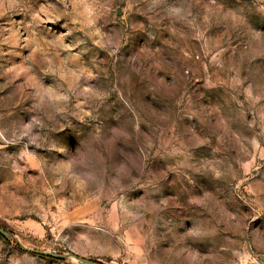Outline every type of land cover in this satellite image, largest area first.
Listing matches in <instances>:
<instances>
[{
    "label": "rangeland",
    "instance_id": "rangeland-1",
    "mask_svg": "<svg viewBox=\"0 0 264 264\" xmlns=\"http://www.w3.org/2000/svg\"><path fill=\"white\" fill-rule=\"evenodd\" d=\"M0 227L101 264H264V0H0ZM4 240L0 264H81Z\"/></svg>",
    "mask_w": 264,
    "mask_h": 264
},
{
    "label": "water",
    "instance_id": "water-1",
    "mask_svg": "<svg viewBox=\"0 0 264 264\" xmlns=\"http://www.w3.org/2000/svg\"><path fill=\"white\" fill-rule=\"evenodd\" d=\"M0 236L3 239H13L15 240L16 244L19 246V248L23 252H27L33 255H38L41 257H48L56 260H65L67 258L73 257L76 261H78L81 264H101L100 262L89 260L80 256H75L71 253H58L48 250H42V249H36L24 246L18 239H16L13 234L9 231L4 230L3 228H0Z\"/></svg>",
    "mask_w": 264,
    "mask_h": 264
},
{
    "label": "trees",
    "instance_id": "trees-1",
    "mask_svg": "<svg viewBox=\"0 0 264 264\" xmlns=\"http://www.w3.org/2000/svg\"><path fill=\"white\" fill-rule=\"evenodd\" d=\"M0 228H2V227H0ZM5 230V229H4ZM1 237V236H0ZM2 238V237H1ZM3 239V238H2ZM4 240V239H3ZM5 242H6V240H4Z\"/></svg>",
    "mask_w": 264,
    "mask_h": 264
}]
</instances>
